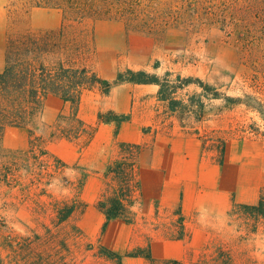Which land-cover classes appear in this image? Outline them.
I'll use <instances>...</instances> for the list:
<instances>
[{
  "label": "crops",
  "instance_id": "obj_1",
  "mask_svg": "<svg viewBox=\"0 0 264 264\" xmlns=\"http://www.w3.org/2000/svg\"><path fill=\"white\" fill-rule=\"evenodd\" d=\"M60 23L59 19L55 27ZM102 49L97 41L91 68L103 78L112 80L118 70L127 68L159 75L165 72L159 73V63L152 64V58L136 59L133 48L126 56L115 58L105 56ZM196 88L199 92L200 88ZM180 90L177 97L186 101L189 94H181ZM157 91V84L133 82L116 84L108 94H103L98 86L85 89L77 115L86 125H95L91 138L82 147L85 136L75 141L63 137L45 141L53 156L78 173L70 181L82 179L78 199L83 208L61 223L64 229L60 232L65 234L70 225H75L82 241L92 244L86 249L94 251L96 260L99 244L123 255L141 248L148 250L149 258L124 256L122 264H222L211 259L219 245L233 255L232 264H240L246 258L264 262L249 245L257 235L264 242V227L259 225L253 231L241 229L242 218L231 215L235 205L254 204L258 200L264 187L261 152L253 151L244 142L224 139L219 155L218 148L205 145L196 131L200 121L189 118L187 121L195 125L186 121L182 125L177 115L168 111L167 103L159 100ZM44 99L55 118L69 113V103L60 97L49 94ZM99 111L127 114L128 119L120 123L115 135L113 122L98 121ZM8 128L12 127H5L3 132ZM120 142L144 146L136 158L137 200L130 206L131 222L113 218L103 228L105 217L96 203L108 188L107 167L117 157ZM151 222H159L158 227L147 229L145 226ZM46 225L51 223L26 226L24 232L15 233L43 232ZM165 229L170 232L167 234ZM4 235H0V256L6 261L9 250L1 244ZM68 240L74 252L80 249L78 238L70 235Z\"/></svg>",
  "mask_w": 264,
  "mask_h": 264
},
{
  "label": "rangeland",
  "instance_id": "obj_2",
  "mask_svg": "<svg viewBox=\"0 0 264 264\" xmlns=\"http://www.w3.org/2000/svg\"><path fill=\"white\" fill-rule=\"evenodd\" d=\"M135 2L142 12L135 9L125 22L123 17L75 21L59 8L37 9L29 7L25 0H0V70L9 41L16 39L20 44L28 35L45 39L48 50L41 59L86 63L90 68L97 54V41L105 56L112 58L126 56L133 48L136 59L152 58V64L159 63V73L170 71L198 78L227 95L240 97L239 103L203 98L205 113L196 131L205 145L217 148L216 139L238 140L264 157V0ZM59 19L61 23L55 27ZM196 87L191 83L180 92L191 95L198 91ZM64 123L54 117L44 99L29 127L35 143L51 142L61 138L50 134L58 132ZM29 134L27 128L12 127L0 138V235L24 232L26 226L41 227L43 222L50 224L51 210L46 207L74 193L70 180L78 173L69 165H56L51 156L33 158L28 153ZM46 149L53 154L49 146ZM9 163L17 169V179L11 181L4 178L11 167ZM158 225L151 222L145 227ZM78 239L80 249L73 250L74 264L96 263L94 251L86 249L82 237ZM249 245L255 248L258 258L264 259L260 235Z\"/></svg>",
  "mask_w": 264,
  "mask_h": 264
},
{
  "label": "trees",
  "instance_id": "obj_3",
  "mask_svg": "<svg viewBox=\"0 0 264 264\" xmlns=\"http://www.w3.org/2000/svg\"><path fill=\"white\" fill-rule=\"evenodd\" d=\"M29 7L59 8L73 20L79 21L87 17H123L125 22L133 16V11L142 12L135 0H25ZM18 44L11 39L5 52V62L0 70V138L5 127L27 128L29 130V154L33 158L51 156L55 164L65 163L50 154L45 141L35 143L36 137L30 131L29 124L37 117L41 110L43 99L53 94L69 103L68 114L58 117L65 123L58 132L50 134L75 141L85 136L86 143L95 130V125H86L77 115L79 102L83 90L98 86L103 94H108L111 87L123 82L154 83L158 85L159 100L167 103V109L174 112L182 125L189 118L201 121L205 113L204 99L224 100L227 103H239L240 97L227 95L216 86L210 85L191 76L182 77L165 71L162 75L143 69H124L116 72L115 78H103L86 63L74 64L63 60L47 62L41 59L46 52L45 39L28 35ZM156 66V65H155ZM200 88L199 92L189 95L186 101L177 97V92L189 84ZM216 114V113H215ZM100 122H113L116 126L114 134L121 122L128 119L127 114H117L112 111L98 112ZM68 122V124H67ZM218 142V154L223 152V140ZM79 147V148H80ZM115 160L108 165L107 175L110 177L107 190L96 203V207L103 213L105 224L113 218H122L131 222L130 206L137 200L136 191L138 181L136 175V158L144 148L138 143L120 142ZM46 160V159H45ZM220 160V159H219ZM14 162V161H13ZM0 162V167L2 166ZM5 164V163H4ZM12 163H9L11 165ZM16 167L11 165L9 172L4 174L7 181L17 179ZM11 183V182H10ZM74 188L73 196L69 199L51 203V225L44 226L43 232L31 230L28 234L7 233L1 244L8 250L7 260L0 256V264H74L73 250L69 244V236L80 238L81 234L75 225L63 234L62 224L68 218L75 216L82 210L78 194L82 179L71 182ZM44 212V211H43ZM237 214L242 218L241 229L255 230L259 225L264 227V187L254 204H237L231 210V215ZM86 247H92L87 243ZM99 260L94 264H122L124 256L144 255L149 258L147 249L129 251L125 255L113 251L103 245H97ZM230 251L222 246L215 248L211 259L222 264H232L235 260ZM240 264H264L255 259L246 258Z\"/></svg>",
  "mask_w": 264,
  "mask_h": 264
}]
</instances>
